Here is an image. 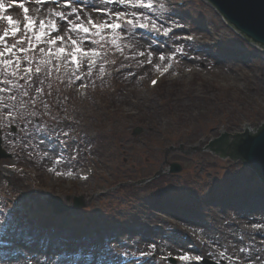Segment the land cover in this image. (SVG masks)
<instances>
[{"label": "rangeland", "instance_id": "1", "mask_svg": "<svg viewBox=\"0 0 264 264\" xmlns=\"http://www.w3.org/2000/svg\"><path fill=\"white\" fill-rule=\"evenodd\" d=\"M12 1L24 0L4 3ZM84 1L81 7L92 4ZM21 3L36 14L34 0ZM163 3V12L145 14L172 27L167 37L137 29L124 41L133 46L126 50L130 57L153 51L152 64L141 66L146 57L125 60L116 54V64H108L102 78L94 73V83L85 81L88 87L80 88V81L59 85L51 109L56 120L40 117L47 131L29 126V138L19 127L15 134L12 126L0 128L13 154L0 162V264H197L180 261L184 254L218 258L219 264H264L259 177L241 161L188 150H203L224 133L235 137L246 125L256 133L264 123V52L232 31L204 0ZM8 9L4 15L22 27L23 9ZM6 27L0 21V32ZM160 54L169 59L161 63ZM169 64L152 88L150 80ZM139 126L142 133L133 136ZM54 128L70 133L67 150L63 136L50 134ZM181 145L184 153L166 154ZM61 154L65 159L56 164ZM73 156L78 167L70 164ZM87 161L95 176L85 184L68 182L77 173H66L86 171L80 167ZM166 161L181 164L182 172L151 178L168 169ZM52 195L70 196L62 199L67 205L83 197L85 208L54 215ZM222 251L226 255L219 258Z\"/></svg>", "mask_w": 264, "mask_h": 264}, {"label": "snow or ice", "instance_id": "2", "mask_svg": "<svg viewBox=\"0 0 264 264\" xmlns=\"http://www.w3.org/2000/svg\"><path fill=\"white\" fill-rule=\"evenodd\" d=\"M34 3L37 5L35 15L29 14L30 10L24 3L19 4L24 13L21 27L20 21L4 15L9 9L4 0H0V21L7 23L0 32V128L19 127L29 138L32 136L29 126L36 132L47 131V125L39 123L40 117L50 116L56 120L51 109L54 103H58L53 93L59 91V85L71 87L80 81V88L88 87L85 81L94 83V73L95 78H102L106 74V66L116 64V59L112 58L116 54L125 60L146 57L140 62L141 66L143 63L152 64L153 51H138L130 57L126 50L130 51L133 46L124 41L128 36H134L137 29L162 32L165 37L172 32V27L158 24L145 14L163 12V0L158 4L155 0H92L91 5L83 7L80 0H34ZM47 3L53 6L44 11ZM175 51L182 52V49L176 48ZM158 59L163 63L169 58L160 54ZM170 66H165L163 72H167ZM155 68L159 71L160 65H155ZM152 84L155 85L156 81L153 80ZM50 134L63 136L60 143L66 150L70 147L68 131L54 128ZM26 146H31L30 139ZM241 150L246 153L252 151L247 145ZM43 155L48 156V153ZM71 158L75 159V156ZM64 159L61 154L55 163L60 164ZM66 174L72 175L71 172ZM151 248L155 251V245ZM239 251L243 253L246 249L241 247ZM151 254L142 253L146 257ZM225 255L222 251L219 258ZM178 259L207 264L200 255L184 254ZM214 260L219 264L218 258Z\"/></svg>", "mask_w": 264, "mask_h": 264}, {"label": "water", "instance_id": "3", "mask_svg": "<svg viewBox=\"0 0 264 264\" xmlns=\"http://www.w3.org/2000/svg\"><path fill=\"white\" fill-rule=\"evenodd\" d=\"M208 1L223 18L228 25L239 35L244 37L248 42L259 46L264 50V0H206ZM141 133L137 129L135 135ZM228 134L211 142L207 147L198 152L208 155H214L222 158L231 157L234 161L241 160L246 166L253 169L261 182L264 184V125L256 134H252L250 128H247L245 133L238 135L236 138L231 137L229 140ZM235 138V139H234ZM234 141V142H233ZM232 143V144H229ZM250 146L252 151L244 152L241 149L244 146ZM228 147L229 152L227 149ZM12 156L7 154L2 148L0 140V162L3 159H10ZM220 158V157H219ZM229 159V158H227ZM230 159V160H232ZM181 167L176 164L171 165V173L181 172ZM51 202L54 204L56 214H62L68 211V208L57 199L53 198ZM77 205L76 208H80ZM207 264H215L211 261H206Z\"/></svg>", "mask_w": 264, "mask_h": 264}, {"label": "bare ground", "instance_id": "4", "mask_svg": "<svg viewBox=\"0 0 264 264\" xmlns=\"http://www.w3.org/2000/svg\"><path fill=\"white\" fill-rule=\"evenodd\" d=\"M26 1V0H24ZM24 1H12L9 5V7H12L14 10H18L19 9V5L18 3H21V2H24ZM84 1V0H83ZM61 2H63V0H61ZM85 2V1H84ZM86 3V2H85ZM47 7H52L53 5L51 3H47L46 4ZM199 243L203 246H206V243L202 242V241H199Z\"/></svg>", "mask_w": 264, "mask_h": 264}, {"label": "flooded vegetation", "instance_id": "5", "mask_svg": "<svg viewBox=\"0 0 264 264\" xmlns=\"http://www.w3.org/2000/svg\"><path fill=\"white\" fill-rule=\"evenodd\" d=\"M70 197V196H69ZM72 202V201H71Z\"/></svg>", "mask_w": 264, "mask_h": 264}]
</instances>
